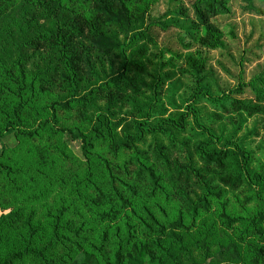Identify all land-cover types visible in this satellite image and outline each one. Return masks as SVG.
<instances>
[{
    "label": "trees",
    "instance_id": "obj_1",
    "mask_svg": "<svg viewBox=\"0 0 264 264\" xmlns=\"http://www.w3.org/2000/svg\"><path fill=\"white\" fill-rule=\"evenodd\" d=\"M14 1L0 0V139L7 131L24 139L50 132L60 137L53 149L63 159L68 157V145L80 141V159L87 163V169L86 178L75 184L77 189L93 187L95 174L87 157L92 156L97 142L105 141L111 155L133 154V184L120 180L115 182L123 188L124 195L115 188L114 179L109 181L120 208L132 210L138 193L145 198L161 195L168 204L175 203L177 206L172 218L159 206L156 209L160 212V219L144 206L135 216L143 238L156 249V257L148 254L143 246L135 244L133 226L126 224L124 236L116 235L111 264H198L190 247H203L204 244H189L183 235L193 228L199 216L208 214L213 205H217L225 227L243 224L246 227L242 235L262 243L261 246L254 243L250 252L255 264H264V169L258 172L250 170L249 153L244 148H217L215 135L206 129L195 134L197 141L187 147L177 140L187 132L186 116L183 114L177 119L168 118L155 125L149 123V111L155 106L153 98L157 90L152 93L151 106H145V120L137 121L132 130L125 127L121 138L116 137L115 131L120 124L114 122L117 117L115 109L129 108L133 113L140 114L144 106L141 107L136 100L142 95L140 86L146 87L142 76L146 72L147 47L139 43L145 41L154 45L149 35L135 26L125 1L81 0L91 4L89 16L74 10L76 4L72 0L69 1L71 7H65L63 0H22L23 3L12 8ZM244 2L247 5L245 10L256 11L253 0ZM225 5L223 0H194L191 6L193 15L205 29L203 47L224 50L221 35L211 27L210 21L226 14ZM79 7L84 10V7ZM109 57L119 59L121 66L115 72L108 70L99 75L92 67V60ZM205 62L200 58L187 57L185 64L194 76L180 71L181 75L194 79L196 83L193 100L207 101L216 119L222 115L251 118L261 112L264 72L251 87L253 99L241 100L230 96L215 99L209 97V91L200 85L201 79L198 80L209 72ZM170 77L166 75V78ZM86 78L93 79V83L84 82ZM49 91L56 92L57 98L44 106L43 116L35 106L40 97ZM241 92L242 89L236 90V93ZM103 103L108 116L97 114L91 120L89 115ZM64 113H73L84 125V132L61 128L58 115ZM162 139L166 143L161 142ZM42 153L40 151L38 156ZM27 168L25 165L13 168L0 157V179L14 192L20 191L18 178L33 180ZM31 174L41 182H47L50 177L40 170H33ZM227 193L241 207L258 203L260 209L246 218L231 217L226 211ZM21 211L0 216V247L5 246V250L0 252V264H19L26 258L39 264L92 263L89 256L74 258L72 247H80L60 235V221L65 215L63 211L50 217L49 239L38 248L34 246L38 228L33 225V216L28 214L23 217ZM97 218L103 220L108 218V214ZM105 237L95 251L99 259ZM10 238L12 240L6 245ZM57 246L64 248L63 255L54 253ZM200 257L202 264L239 260L233 243L219 247L213 254L201 251Z\"/></svg>",
    "mask_w": 264,
    "mask_h": 264
},
{
    "label": "rangeland",
    "instance_id": "obj_2",
    "mask_svg": "<svg viewBox=\"0 0 264 264\" xmlns=\"http://www.w3.org/2000/svg\"><path fill=\"white\" fill-rule=\"evenodd\" d=\"M68 1V2H66ZM71 0H63L65 7H71ZM135 26L145 32L153 40L154 45L145 41L139 45L147 47V62L144 63L146 72L142 76L146 87L140 86L141 96L137 102L142 108L140 114H135L129 108L115 109V121L120 124L115 131L116 137L121 138L125 127L133 129L137 121L145 120V106L150 105L152 93L157 90L153 98L155 106L149 111V123L157 124L168 118L177 119L181 114L186 116L187 132L177 139L187 147L197 141L195 134L201 129L211 131L217 140V148L231 147L234 150L244 148L249 153V168L258 172L264 169V103L260 106L261 112L251 118L238 115H222L220 119L213 117L214 110L210 104L198 98L193 100L196 83L194 79L180 74L194 73L185 64L187 57L205 60L209 72L198 77L200 85L209 91V97L220 99L230 96L236 99H253L251 87L261 79L264 72V0H253L255 12L245 10L244 0H223L226 14H221L210 21L211 27L221 35L224 43L223 51H214L203 47L205 43V29L195 19L192 11L194 0H124ZM22 0H16L11 7L19 6ZM76 4L74 10L80 15L89 16L91 4L81 0H72ZM23 3V2H22ZM79 6L84 7L82 10ZM120 40L121 37H120ZM129 53V52H128ZM127 53V54H128ZM93 69L100 75L108 70L115 72L120 66V60L109 57L93 59ZM166 75L171 77L168 79ZM84 82H92L86 78ZM150 88V89H149ZM242 89L243 92L236 93ZM57 93H45L36 104L37 110L42 111L44 106ZM106 103V102H105ZM105 103L92 112L89 118L93 120L97 114H105ZM120 108V107H119ZM144 110V111H143ZM61 128H73L84 132L85 127L73 113L58 115ZM108 116V115H107ZM34 127V125H33ZM199 139V137H198ZM60 137L54 134L40 133L36 138L24 139L7 131L0 139V157L13 168L28 167L29 180L18 178L20 191L14 192L3 179H0V216L22 210L23 217L33 216V225L38 228V235L34 246L40 247L50 236V217L57 212H64L61 219L60 235L68 238L80 248L75 250L74 258L83 256L92 258L91 264H111L113 252L116 249V235L123 237L124 226L132 225L135 233V244L143 246L150 255L157 256L150 241L143 238V233L137 225L135 216L139 215L141 206L151 210L157 218H161L156 209L159 206L165 210L169 218L177 211L175 203L168 204L163 196L145 198L138 193L132 210L126 211L118 206L111 187L110 179L114 183L120 180L133 184L131 174L134 171L131 153L111 155L105 141L95 145L91 157H87L90 168L95 174L92 178L93 187H80L75 184L86 178L87 163L81 161L79 153L80 141L72 142L66 149L67 158H61L53 149L58 145ZM148 141L150 139H147ZM161 142L166 143L164 139ZM139 149H142L139 146ZM43 153L38 156L39 152ZM33 170L47 172L49 180L41 182L33 176ZM32 181V182H31ZM115 188L124 195L123 188L115 183ZM264 198V195H262ZM227 213L231 217L246 218L260 209L258 203H250L241 207L234 203L229 193L225 196ZM133 211L135 212L133 214ZM31 212V213H30ZM108 214V218L99 220L97 216ZM245 225L237 224L227 228L222 224L217 205H213L208 214L199 216L193 228L183 237L189 244H204L203 247H190L196 262L202 264L201 251L213 254L218 248L233 243L237 248L238 261L228 259L219 264H255L252 261L251 246L261 242L253 237L242 235ZM104 247L101 250V259L95 253L103 236ZM10 238L6 245L10 243ZM201 251H200V250ZM5 246L0 247V252ZM128 252V250H126ZM54 253L63 255L65 250L57 246ZM19 264H39L26 258Z\"/></svg>",
    "mask_w": 264,
    "mask_h": 264
}]
</instances>
